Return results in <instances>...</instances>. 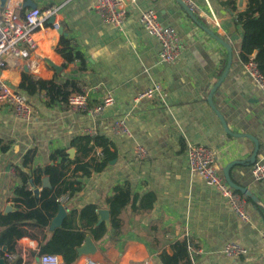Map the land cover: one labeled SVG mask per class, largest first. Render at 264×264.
<instances>
[{
  "label": "crops",
  "instance_id": "crops-1",
  "mask_svg": "<svg viewBox=\"0 0 264 264\" xmlns=\"http://www.w3.org/2000/svg\"><path fill=\"white\" fill-rule=\"evenodd\" d=\"M22 1L25 8L59 7L56 19L62 30H49L55 45L48 61L62 69L57 71L48 61H40V74H35L25 60L14 63L9 59L2 71L7 82L25 91L34 116L18 118L11 108L0 105V139L8 147L0 150V213L8 206L14 209L16 166L29 149H36L33 167H44L61 161V155L52 159L58 151L71 156L70 150L75 149V157L78 152L72 142L77 136L104 135L115 157L103 170L82 178V189L64 201L67 210L87 204L109 209L108 199L116 187L126 185L138 194L136 205L144 197L151 206L142 214L127 212L116 242L109 237L111 230L101 239L93 238L98 250L92 258L97 264H162L159 249L165 247L171 252V243L183 239L198 250L195 264H264V178L258 180L253 174L255 163L264 164V91L240 58L242 27L236 22V13L245 7H238V0V10H232L228 0H191L198 7L192 11L188 0H182L200 24L178 0H126V19L116 27L96 11L97 0ZM210 8L222 21L219 29L207 23ZM149 9L156 11L163 25L178 30L184 48L177 62L160 60L159 41L140 22L143 11ZM204 26L223 36L233 48L228 73L212 96L213 106L209 94L227 66L228 51ZM62 32L81 58L67 62L58 52ZM54 77L56 84L71 79L81 89L87 87L93 103L110 90L115 103L97 117L73 111L67 101L47 95L51 85L45 79ZM155 83L162 86V97L136 99L140 91ZM121 118L131 135L114 133L113 123ZM189 142L217 150L216 166L224 178L225 167L239 161L229 173L235 184L245 188L249 222L236 215L216 187L191 173ZM137 144L147 149V157H138ZM96 154H102L101 148ZM232 241L246 246L247 253L225 255L224 247ZM38 245L28 236L18 240L23 264H39V256L34 254ZM84 259L80 256L75 264H82Z\"/></svg>",
  "mask_w": 264,
  "mask_h": 264
},
{
  "label": "trees",
  "instance_id": "trees-1",
  "mask_svg": "<svg viewBox=\"0 0 264 264\" xmlns=\"http://www.w3.org/2000/svg\"><path fill=\"white\" fill-rule=\"evenodd\" d=\"M232 10H238L235 0H228ZM236 22L242 27V40L240 44V58L243 63L254 59L264 76V0H249L246 7L236 13ZM204 23V22H203ZM58 52L67 62H73L81 58V54L74 52L71 41L65 33H61ZM221 37L219 33H216ZM223 37V36H222ZM225 64L222 67V74ZM219 74V75H220ZM51 87L47 95L51 99L58 98L67 101L73 92L81 91L79 85L71 79L63 83L48 84ZM78 154L74 157L63 151L52 155L56 160L62 156L59 163L46 164L44 167H33L36 149H29L20 164L16 166V179L18 185L14 188L12 201L14 209L0 213V258H4L10 264H23L20 255L10 262L8 253L18 252V240L28 236L37 240L38 256L44 253H56L62 255L64 264H75L80 255L77 247L90 235L94 239H101L110 232V239L117 241L121 229L124 227V217L127 212L134 211L142 214L151 204H146L144 197L138 201L130 185L116 187L115 194L108 199L110 209V226L104 221L99 222L96 204H87L81 209H68L63 223L50 229L52 219L59 211L61 201L65 195L71 197L82 189V178L99 172L109 163L115 155L110 151V141L104 135H79L73 140ZM97 148H101L102 154L97 155ZM8 147L0 139V150ZM45 176L50 179L51 186H43L39 193L35 189L42 186ZM155 226L154 228H156ZM171 252L166 248L159 249L158 257L162 264H193L188 251L186 239L171 243Z\"/></svg>",
  "mask_w": 264,
  "mask_h": 264
},
{
  "label": "built area",
  "instance_id": "built-area-1",
  "mask_svg": "<svg viewBox=\"0 0 264 264\" xmlns=\"http://www.w3.org/2000/svg\"><path fill=\"white\" fill-rule=\"evenodd\" d=\"M126 0H97L96 11L102 15L105 21L112 23L116 27H121L126 19L127 8ZM134 1V0H131ZM192 11L198 10V7L191 1H187ZM59 7L51 5L45 8L32 6L26 7L22 0H7L0 10V105L11 108L18 118L29 120L33 115V105L29 101L24 90L7 82L2 77V71L9 59L14 63H20L25 60L28 69L35 74L39 73V62L51 58L54 43L49 38V30L60 31L61 24L56 19ZM54 16L51 25L47 24L48 19ZM207 23L214 28L222 27L221 19L215 11L210 8L206 14ZM140 22L143 27L160 44V60L167 63H175L179 60L184 48L181 36L178 30L173 26L163 25L153 9L145 10L141 14ZM244 67L249 75L257 82L264 91V76L260 71L257 62L251 59L244 63ZM47 84L56 83V79L46 80ZM154 95H164L160 84L140 91L136 99L143 97H153ZM115 103V97L110 90H107L101 100L93 103L91 91L85 87L81 91L73 92L68 96L67 104L73 111L87 112L91 117H97L110 105ZM112 129L116 135L129 136L130 129L125 119L114 121ZM135 151L139 158L148 156L147 149L142 144H137ZM217 150L205 144H196L189 142L187 144L188 167L191 173L199 174L209 185L216 187L221 195L227 200L236 215L244 222L251 220L248 212L247 196L239 190L232 187L218 172ZM253 174L256 179L264 178V164L255 163ZM65 195L61 201H66ZM264 238V231L262 233ZM190 258L195 264L198 250L195 245L188 241ZM224 253L227 256H239L247 253V247L238 242H228L224 247ZM18 256V253H8L7 260L12 262ZM85 259L82 264H97L92 255H83ZM39 264H64L62 255L56 253H44L39 256Z\"/></svg>",
  "mask_w": 264,
  "mask_h": 264
},
{
  "label": "water",
  "instance_id": "water-1",
  "mask_svg": "<svg viewBox=\"0 0 264 264\" xmlns=\"http://www.w3.org/2000/svg\"><path fill=\"white\" fill-rule=\"evenodd\" d=\"M6 1H7V0H0V5L3 7V6L5 5V3H6ZM178 1H179V2H180V3H181V4H182V5H183L188 11H189V14L192 16V18H193L197 23H200V21H199L197 15H196L194 12H192V11L190 10V8L187 6V4H186L184 1H182V0H178ZM246 5H247V4H246L245 0H238V7H240V8H244V7H246ZM53 20H54V16L51 17V18L48 20V22L51 23V22H53ZM200 24H201V23H200ZM204 28H205V30L208 31L212 36H214L215 38H217L218 41H219L222 45H224V47H225V48L227 49V51H228V63H227V66H226V68H225V70H224L222 76L220 77L219 81L216 83V85L213 87V89L211 90V92H210V94H209V101H210L211 105L213 106V103H212V96H213V94H214V91H215L216 88L218 87V85L221 83V81L225 78L226 74L228 73L229 67H230V65H231V63H232V51H233V48H232V45H231L230 43H228V42H227L225 39H223L222 37L218 36V35L216 34V32L213 31L210 27L204 26ZM61 30H62V29H61ZM48 62H49L50 65H51L54 69H56L57 71H60V70L62 69L61 66L56 65V64L53 63L52 61L49 60ZM219 116H220V118H221V120H222L224 126L227 127L224 118H223L221 115H219ZM69 153H71V156L73 157L74 154H75V149H71ZM257 153H258V145L256 146V149H255L254 153H253L252 156H251V160H252L253 162L256 161ZM237 162H239V161H234V162H232V163H229V164L225 167V169H224V172H225V178H226L227 182H228L232 187H234L235 189H238V190H240V192L244 193L245 188H244V187H240V186H238L237 184H235V183L232 181L231 176H230V173H229V169H230V167H231L232 165H234L235 163H237ZM44 186H51V183H50L48 177H45V178H44ZM35 192H36V193H39V189H38V188L35 189ZM11 209H12V207H11V206H8V207L6 208V211H9V210H11ZM67 212H68L67 207H66L64 204H61L60 207H59V211H58V213L56 214V216H55V217L52 219V221H51V224H50V229H51V230H53L54 228L60 226V225L63 223L65 217L67 216ZM97 212H98V215H99V222L104 221V222L106 223V225L109 227V226H110V211H109V209H107V208H100V209H98ZM97 250H98V246H97V244L93 241V238H92L91 236H89V235L86 237L85 241H84L80 246L77 247V251H78V254H79L80 256H82V255H94V254L97 252ZM0 264H10V263H8L4 258H0Z\"/></svg>",
  "mask_w": 264,
  "mask_h": 264
}]
</instances>
